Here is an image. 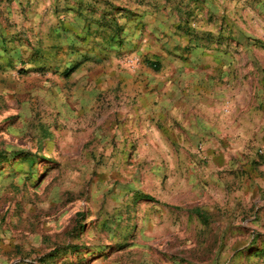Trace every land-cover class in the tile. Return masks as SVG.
Segmentation results:
<instances>
[{"label": "rangeland", "instance_id": "1", "mask_svg": "<svg viewBox=\"0 0 264 264\" xmlns=\"http://www.w3.org/2000/svg\"><path fill=\"white\" fill-rule=\"evenodd\" d=\"M43 4L0 6V264H264V0Z\"/></svg>", "mask_w": 264, "mask_h": 264}, {"label": "crops", "instance_id": "2", "mask_svg": "<svg viewBox=\"0 0 264 264\" xmlns=\"http://www.w3.org/2000/svg\"><path fill=\"white\" fill-rule=\"evenodd\" d=\"M9 2L10 3H7V0H0V6L3 7L5 4H8L7 5L8 8H6V9H8L9 11L10 10L12 11L13 9L15 10L17 8L24 7V9H27L28 12H30V11H31V13L37 12L36 14H39L41 16V19H42V14H44V11L46 9V7H45L46 5L43 4V3H45V0H31L30 3H29V0H10ZM9 7H10V9H9ZM29 17H30V15H29ZM11 20H13V18ZM142 20L143 21H140V19L138 18V22L136 23V25L141 23L140 24L141 27L142 26L146 27L145 28L146 31H144V34L141 36H140V33L134 35L133 32L130 34V31L128 30L126 32V36H129L130 39H133V41L138 39L139 45H141V47H142L141 48V52H142L141 55L143 56V60L148 59L149 61H147L146 63H148L149 66L151 65L152 68H154V66H156L157 63H161L162 65H164V63L166 61L165 57L168 54L163 51V46H159L158 44H156V43H158V39H159V33H158L157 29H163V26H165L163 23L164 18L159 17V20H158V19H156V17H153L150 14V15L143 17ZM29 22L32 25L36 24V27L40 28L39 29L40 35H38V38L36 37V40L40 41V39H41V40L45 41V38L49 37L48 34L44 33L45 27L42 25V22H39V20L37 22L36 21L33 22L31 18H30ZM151 22H153V23H151ZM0 25H2V24H0ZM4 25H6V23ZM23 25L26 26V24H23ZM8 26L10 27V25H8ZM63 28H64L65 32L67 30H70V32L72 34H74V36L72 37V39H74V40L78 39V38L81 40L87 39V41H89V42L91 40H93L90 37H86L87 36L86 31H88V30H83V31H85V33L84 32L82 33V31L79 30L78 25H76V24H68V25H66V27H63ZM2 29L3 28L0 26V30H2ZM55 30L57 31V33H59L61 31V29L59 27H57ZM134 32H135V28H134ZM91 33L92 32H90V34ZM7 34H6V36H9V38H11V35L9 33H7ZM101 40L103 41L104 39L101 37ZM170 48H173V46H171ZM177 61H179V59H177ZM153 62H156V64ZM158 65H160V64H158ZM118 73L119 72H117V74ZM137 76L140 79H143L146 81V82L139 81L140 85H138L137 88H141L145 84H148V85H146L145 93L143 94L142 99L140 101V105L143 107V110H148L152 107H154V108L158 107L159 108L160 105L166 103L167 107H169L168 104H170L169 110L170 111L173 110L174 114L176 113V111H175L176 107H175L174 103L178 99L179 91L176 90L177 87L174 86V84L169 85L166 88L168 91L167 94L171 93L168 96V98L167 97L166 98H163V97L158 98L156 91L160 90L161 85H162L161 81L163 79L158 81L156 79L157 77L151 75L150 71L147 70L145 67L142 69V71H140V74L137 73ZM134 78H136V76H134ZM155 79H156V82H155ZM184 95H186V94H184ZM162 102H165V103H162Z\"/></svg>", "mask_w": 264, "mask_h": 264}]
</instances>
